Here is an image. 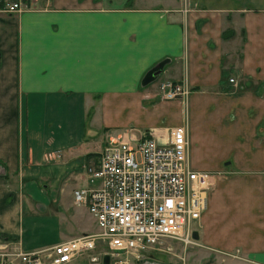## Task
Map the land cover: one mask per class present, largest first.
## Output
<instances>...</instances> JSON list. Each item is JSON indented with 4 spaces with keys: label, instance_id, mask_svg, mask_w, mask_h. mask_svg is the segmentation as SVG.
Instances as JSON below:
<instances>
[{
    "label": "crops",
    "instance_id": "0c3cea01",
    "mask_svg": "<svg viewBox=\"0 0 264 264\" xmlns=\"http://www.w3.org/2000/svg\"><path fill=\"white\" fill-rule=\"evenodd\" d=\"M30 5L0 12V244L29 251L87 232L91 215L72 200L87 172L54 188L56 167L77 166L108 134L160 137L185 123L188 155L207 135L215 150L200 160L212 184L195 239L221 264H264V0ZM165 79L186 97L161 98ZM67 183L81 211L61 202Z\"/></svg>",
    "mask_w": 264,
    "mask_h": 264
},
{
    "label": "built area",
    "instance_id": "2783aa9c",
    "mask_svg": "<svg viewBox=\"0 0 264 264\" xmlns=\"http://www.w3.org/2000/svg\"><path fill=\"white\" fill-rule=\"evenodd\" d=\"M30 1L0 0V12L26 10ZM157 88L163 99L183 100L189 92L184 82L169 79ZM211 184L210 171L190 165L185 123L160 137L144 131L108 134L95 167L87 171V182L72 190L73 203L86 207L95 230L29 251L3 241L0 264H65L96 248L99 253L89 261H101L108 253L111 264H127L165 239L188 244Z\"/></svg>",
    "mask_w": 264,
    "mask_h": 264
},
{
    "label": "rangeland",
    "instance_id": "374dc122",
    "mask_svg": "<svg viewBox=\"0 0 264 264\" xmlns=\"http://www.w3.org/2000/svg\"><path fill=\"white\" fill-rule=\"evenodd\" d=\"M236 45V44H235ZM238 46V45H236ZM238 52V50H237ZM190 117L188 118V125L190 124ZM88 128V127H87ZM87 132H91L90 127ZM209 140H205L201 142L199 147L196 151H192L190 155H188V159L190 162V165L193 168H210V166H206L202 162L204 161V158L208 159L211 158V156L214 154L213 151V145L212 148L210 147V137L207 135ZM106 137H104L102 140H99L96 144L95 141L92 142L93 139H89L90 141L86 143V147L95 146L90 151L85 153L83 152V159L80 161V163L77 166L73 165H63L56 167V171L60 173L58 175V182L55 183L53 186L54 188H57V184L62 181V176H65L68 174V171L70 170H85L86 172L89 171L91 168L95 167L97 159H98V153L102 146L103 141ZM101 145V146H100ZM100 146V148H99ZM83 147V146H82ZM41 182V181H40ZM68 189L70 190V184L67 183L65 192L61 196V202L63 203L64 207H70L75 210H82L81 207L75 206L72 203L71 196L68 195ZM83 213L78 214L77 217H82ZM89 226V230L87 232L95 230V224L92 216H89L86 218ZM85 233V232H83ZM66 239V238H63ZM58 239V240H63ZM57 240V241H58ZM100 248H96L93 251H87V252H81L79 253L73 260L65 263V264H102L101 261L92 262L89 261V256L93 254H98ZM217 253L216 250L209 249L207 247H204L200 245L196 239L193 238L192 242L188 244H183L175 239H165L161 243L157 244L156 247L149 249L145 252L144 257L142 259H135L133 257L129 258V261L127 264H221L217 259L215 254ZM112 263V260L109 261V264Z\"/></svg>",
    "mask_w": 264,
    "mask_h": 264
},
{
    "label": "water",
    "instance_id": "95a60500",
    "mask_svg": "<svg viewBox=\"0 0 264 264\" xmlns=\"http://www.w3.org/2000/svg\"><path fill=\"white\" fill-rule=\"evenodd\" d=\"M167 61V58H163L159 61H156L151 67H149L141 77V85H145L153 81L156 77L157 74L161 71L162 66L164 63ZM227 162V161H226ZM3 169H1L0 172H2ZM192 237L195 239L197 238V233L195 230L192 231ZM101 263L102 264H109V254L108 253H103L101 257Z\"/></svg>",
    "mask_w": 264,
    "mask_h": 264
},
{
    "label": "trees",
    "instance_id": "16d2710c",
    "mask_svg": "<svg viewBox=\"0 0 264 264\" xmlns=\"http://www.w3.org/2000/svg\"><path fill=\"white\" fill-rule=\"evenodd\" d=\"M229 32H231V30H225V31L223 32V36L225 35V33H229Z\"/></svg>",
    "mask_w": 264,
    "mask_h": 264
}]
</instances>
